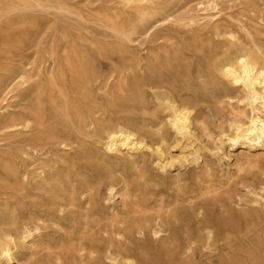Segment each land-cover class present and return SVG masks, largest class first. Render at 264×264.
I'll return each instance as SVG.
<instances>
[{
  "label": "bare ground",
  "instance_id": "1",
  "mask_svg": "<svg viewBox=\"0 0 264 264\" xmlns=\"http://www.w3.org/2000/svg\"><path fill=\"white\" fill-rule=\"evenodd\" d=\"M177 5L0 0V264H264V0Z\"/></svg>",
  "mask_w": 264,
  "mask_h": 264
},
{
  "label": "rangeland",
  "instance_id": "2",
  "mask_svg": "<svg viewBox=\"0 0 264 264\" xmlns=\"http://www.w3.org/2000/svg\"><path fill=\"white\" fill-rule=\"evenodd\" d=\"M178 1V5H177V14L181 15L182 13H184L186 10H188L190 7L193 6L194 1H199V0H193V2L189 3V1L192 0H177ZM213 1H217L221 4V9L224 10L225 13H238L241 9H244L247 5H249L250 3L257 1V0H213ZM189 3V4H187ZM185 4H187V7L182 8ZM184 9V10H183ZM258 29H260V27L258 26H254ZM177 33L179 35H184V33L180 30L177 31ZM185 36V35H184ZM264 39V36H260ZM3 43H5V40L3 41V38H0V44L2 45ZM173 154H178V150H174L172 151ZM232 154L234 155V157H236L238 160H240L242 163L245 162L247 160L246 158V154L243 152V149H235L232 151ZM192 169V168H190ZM176 171L172 170V174H175ZM190 171L188 173V175H190ZM22 262L25 259H21Z\"/></svg>",
  "mask_w": 264,
  "mask_h": 264
}]
</instances>
